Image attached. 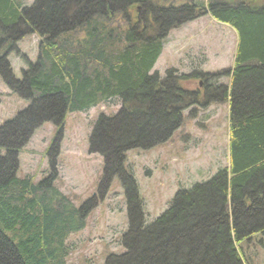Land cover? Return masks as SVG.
I'll use <instances>...</instances> for the list:
<instances>
[{
    "label": "trees",
    "instance_id": "obj_1",
    "mask_svg": "<svg viewBox=\"0 0 264 264\" xmlns=\"http://www.w3.org/2000/svg\"><path fill=\"white\" fill-rule=\"evenodd\" d=\"M256 1L0 0V76L30 102L0 125V264H67L66 238L84 227L96 196L68 207L54 171L37 183L16 175L17 153L43 122L60 131L66 113L111 98L119 109L100 113L89 136V151L104 161L100 188L121 175L126 151L165 142L210 103H228V165L178 190L149 224L123 174L122 252L102 264H255L240 243L264 232V0ZM203 14L235 31L233 65L212 74L151 72L168 31ZM29 34L39 36L37 57L17 79L8 55ZM219 74L229 83L213 82ZM192 78L201 102L199 89L185 86Z\"/></svg>",
    "mask_w": 264,
    "mask_h": 264
},
{
    "label": "rangeland",
    "instance_id": "obj_2",
    "mask_svg": "<svg viewBox=\"0 0 264 264\" xmlns=\"http://www.w3.org/2000/svg\"><path fill=\"white\" fill-rule=\"evenodd\" d=\"M23 1L30 4L33 0ZM188 28L168 31L151 72L156 70L161 76L168 68H173L177 74L193 72L187 67L184 52L178 58L174 53L176 48L185 49L191 42L187 40V34H197L203 43L202 28L197 27L194 31ZM39 40L36 34L26 35L15 44L16 50L9 53L8 61L15 78H22V70L28 68L26 62H35ZM236 42V33L229 25L205 17V73L230 68ZM211 78L217 83L228 84L230 81V77L221 74ZM198 82V78H192L185 86L199 89L201 102L204 98ZM29 103L21 93L8 88L0 76V125ZM119 107V100L111 98L87 110L66 113L60 131L54 123L43 122L17 153L16 175L29 177L37 183L54 171V186L68 199V207L79 209L96 196L97 203L87 215L84 227L66 238L67 264H102L108 253L122 252L121 235L128 225L123 174L130 175L136 185L145 224H149L169 206L178 190L206 180L218 168L228 165V103H210L206 107L196 106L197 117L186 119L165 142L149 149L126 151L121 175L110 176L107 186L100 188L104 161L102 155L89 151V136L100 113L111 115ZM187 112L185 110L184 114ZM55 142L58 152L52 147ZM3 154L4 149H0V155ZM100 190L103 192L99 199ZM240 246L253 263L264 264V232L243 240Z\"/></svg>",
    "mask_w": 264,
    "mask_h": 264
},
{
    "label": "crops",
    "instance_id": "obj_3",
    "mask_svg": "<svg viewBox=\"0 0 264 264\" xmlns=\"http://www.w3.org/2000/svg\"><path fill=\"white\" fill-rule=\"evenodd\" d=\"M208 16L211 19H214L209 14L208 15L203 14L195 19H192L190 21L181 24L176 28L171 29V31H175V30L178 31L180 28L186 27L187 29L189 27L188 29H192L190 31H194L197 27L202 28L201 32H203L202 34L203 43L200 42L197 34H194L193 36H188L187 34V40L191 42H188V44H186L185 49L176 48L177 50H174L175 56L177 58L181 52H184L185 61L188 62L187 67H191L190 68L191 70H200L205 72V17Z\"/></svg>",
    "mask_w": 264,
    "mask_h": 264
}]
</instances>
